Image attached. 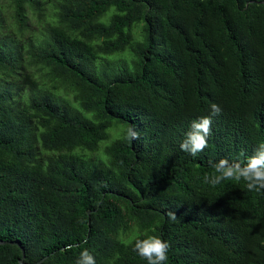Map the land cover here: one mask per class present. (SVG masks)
<instances>
[{
  "label": "trees",
  "instance_id": "16d2710c",
  "mask_svg": "<svg viewBox=\"0 0 264 264\" xmlns=\"http://www.w3.org/2000/svg\"><path fill=\"white\" fill-rule=\"evenodd\" d=\"M10 1L21 28L41 9ZM213 103L190 156L179 145ZM260 143L264 0H57L26 50L0 41V264L21 249L26 264H76L85 249L147 264L133 251L147 235L170 244L165 264H264V191L203 182L209 161L243 163Z\"/></svg>",
  "mask_w": 264,
  "mask_h": 264
},
{
  "label": "clouds",
  "instance_id": "9594fccd",
  "mask_svg": "<svg viewBox=\"0 0 264 264\" xmlns=\"http://www.w3.org/2000/svg\"><path fill=\"white\" fill-rule=\"evenodd\" d=\"M210 109L208 116L200 117L191 122L189 130L185 133L184 139L179 145L180 150L190 156H197L207 147L208 137L212 134L213 117L221 113V109L217 104H211ZM124 138L131 142L139 139V133L134 126H129ZM209 164L213 172L205 175L203 182L210 187L215 188L225 181H235L237 183L242 181L249 192L264 191V143L258 144L253 154L243 163L220 159L216 162L209 161ZM167 216L171 221L177 219L172 211H169ZM169 248L170 244L168 242L154 235L134 239L133 251L141 259L146 260L147 264H165ZM76 264H95V258L85 249L79 254Z\"/></svg>",
  "mask_w": 264,
  "mask_h": 264
},
{
  "label": "rangeland",
  "instance_id": "374dc122",
  "mask_svg": "<svg viewBox=\"0 0 264 264\" xmlns=\"http://www.w3.org/2000/svg\"><path fill=\"white\" fill-rule=\"evenodd\" d=\"M57 0H38L41 9L36 11L26 7L25 27L19 26V19H16L15 7L10 0H0V21L2 22L0 41L7 43L18 41L20 50H26L31 42L39 39L53 22L54 6ZM126 129V125H119L108 131V140L100 143L99 151L96 155L87 153L92 157L104 155L105 147L121 136Z\"/></svg>",
  "mask_w": 264,
  "mask_h": 264
},
{
  "label": "water",
  "instance_id": "95a60500",
  "mask_svg": "<svg viewBox=\"0 0 264 264\" xmlns=\"http://www.w3.org/2000/svg\"><path fill=\"white\" fill-rule=\"evenodd\" d=\"M3 244H7V242H3V241H0V245H3ZM10 244H13V243H10ZM21 253H22V257H21V259L19 260V264H26L25 262H24V260H25V254H24V250L23 249H21ZM44 260H40L39 262H37L36 264H40V263H42Z\"/></svg>",
  "mask_w": 264,
  "mask_h": 264
}]
</instances>
